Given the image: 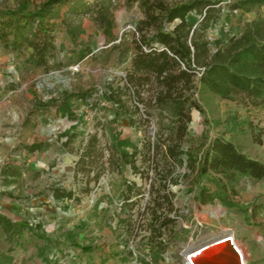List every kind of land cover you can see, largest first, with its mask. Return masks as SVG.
<instances>
[{
    "label": "rangeland",
    "instance_id": "1",
    "mask_svg": "<svg viewBox=\"0 0 264 264\" xmlns=\"http://www.w3.org/2000/svg\"><path fill=\"white\" fill-rule=\"evenodd\" d=\"M41 1L0 0V8L33 9ZM113 4V33L117 40H127L125 33L133 31L140 10L136 5H124L123 0H113ZM60 6L62 12L66 5ZM222 6L218 22L207 31L212 51L241 32L243 24L255 15L241 10L230 13L225 3ZM81 19L84 33L76 43L64 28L57 31L61 66L48 73L30 67L28 51L8 50L0 43V86H12L0 95V212L32 225L40 223L44 229L40 231L43 238L36 242L28 230L21 234V243L7 241L0 232V264H9L13 258L14 264H49L43 254H54L51 261L56 264H140L136 254L149 261L148 247L139 243L140 234L133 240L127 232L129 221H136L138 210L148 198V179L134 173L129 165H115L112 141L127 138L141 147L144 132L152 138L157 116L148 117L140 108L139 115H133L134 124H130L125 115L117 113L115 105L100 99L105 82L122 77L128 60L116 63L115 52H100L108 46L105 36L88 15ZM187 19L196 23L199 15L192 12ZM78 42L89 44L100 54L96 59L79 60ZM77 90L88 91L87 102L76 100L72 114H62L58 110L62 94ZM197 97L202 112L191 111L184 150H197L202 141L222 136L248 156L264 162V106L222 99L204 88ZM31 145L37 147L34 152ZM89 146L92 158L81 167L76 163ZM176 172L182 175L187 169L183 164ZM189 180L181 176L170 184L179 233L162 254L167 259L157 264H176L180 252L188 246L201 244L211 235L230 233L242 249L246 264H264V181L243 178L234 199L236 205L226 207L217 200L198 203L195 190H189ZM128 181L141 187L140 194L131 198L134 205L130 216L129 210L122 208V191ZM52 187L71 190L75 199H54ZM37 244L41 248L36 249ZM127 248L132 249L133 256ZM40 249L42 256L36 257ZM210 249L194 252L191 260L199 264Z\"/></svg>",
    "mask_w": 264,
    "mask_h": 264
},
{
    "label": "trees",
    "instance_id": "2",
    "mask_svg": "<svg viewBox=\"0 0 264 264\" xmlns=\"http://www.w3.org/2000/svg\"><path fill=\"white\" fill-rule=\"evenodd\" d=\"M222 3L230 13L241 10L255 15L243 24L238 35L228 37L224 45L212 51L207 31L224 11ZM62 4L66 7L61 12ZM123 4L136 5L141 13L133 31L125 33L127 40H117L113 33V0H42L33 9L0 8V43L8 50L28 51L30 67L48 73L61 66L57 31L64 28L76 43L84 33L81 17L88 15L106 38L108 46L100 52H115L116 63L128 60L122 77L105 82L100 99L115 105L117 113L125 115L130 124H134L133 115H139L140 108L148 117L157 116L152 138L144 132L141 147L127 138L112 141L115 165H129L134 173L148 179V198L138 210L136 221H129L127 232L133 240L140 234L139 243L148 247L149 261L135 255L140 264H157L179 233L174 193L170 190V184L179 177H189V190H195L198 203L217 200L226 207L236 205L234 199L243 178L264 181V162L248 156L222 136L202 141L197 150L182 147L191 111L202 112L197 97L201 88L222 99L264 106V0H123ZM192 12L199 15L196 23L187 19ZM78 45L79 60L96 59L100 54L87 43ZM11 87L0 86V95ZM87 95L86 90L63 93L58 110L71 115L72 104L76 100L87 102ZM36 149L30 146V151ZM91 150L87 147L76 164L83 167L85 160L92 158ZM183 164L187 172L180 175L176 169ZM140 190L134 181L124 185L122 208L129 210V216L134 205L131 198ZM51 195L56 200L75 199L71 190L60 187H52ZM40 227V223L12 221L0 213V229L9 242H17L25 230L42 238ZM127 253L133 256L131 248Z\"/></svg>",
    "mask_w": 264,
    "mask_h": 264
},
{
    "label": "water",
    "instance_id": "3",
    "mask_svg": "<svg viewBox=\"0 0 264 264\" xmlns=\"http://www.w3.org/2000/svg\"><path fill=\"white\" fill-rule=\"evenodd\" d=\"M229 237V235H226L208 239L204 243L195 245L191 249V252H204L211 248L200 259L199 264H243L242 255L236 250L229 239L225 240Z\"/></svg>",
    "mask_w": 264,
    "mask_h": 264
},
{
    "label": "crops",
    "instance_id": "4",
    "mask_svg": "<svg viewBox=\"0 0 264 264\" xmlns=\"http://www.w3.org/2000/svg\"><path fill=\"white\" fill-rule=\"evenodd\" d=\"M240 32H238L237 34H233V35H238ZM218 48V47H217ZM216 48V49H217ZM1 213V212H0ZM1 214H3V213H1ZM3 215H5V214H3ZM6 216V215H5ZM6 217H8V216H6ZM9 219H11L10 217H8ZM12 221H19V220H15V219H11ZM39 231H44V229H43V226H41L40 227V230ZM0 232L4 235V238H6V236H5V234L2 232V230L0 229ZM23 233H24V231H23ZM32 235L31 236V238H33V241L34 242H36V241H40L42 238H38V237H36L33 233H31L30 231H29V235ZM21 243L22 242V239H19L18 240V243ZM29 242H31V241H29ZM38 245V247H36V249L38 248L39 249V247L41 248V244H37ZM20 246V245H19ZM22 250V249H21ZM42 250L40 249V251H38V252H36L35 253V255H36V257H38V256H42V254L40 253ZM7 254V253H6ZM8 256H12L10 253L9 254H7ZM44 256H48V258L47 259H45L47 262H49V264H56V263H52V262H54V261H51V259L52 258H55V255L53 254V255H46V254H43V256L42 257H44ZM43 261L44 263L46 262V261ZM54 260V259H53ZM15 263V258H13V260H12V262L11 263H9V264H14ZM30 263V262H29Z\"/></svg>",
    "mask_w": 264,
    "mask_h": 264
},
{
    "label": "built area",
    "instance_id": "5",
    "mask_svg": "<svg viewBox=\"0 0 264 264\" xmlns=\"http://www.w3.org/2000/svg\"><path fill=\"white\" fill-rule=\"evenodd\" d=\"M178 222V221H177ZM179 226V225H178ZM232 235H230V237L229 238H226L225 240H227V239H229L230 241H231V243L234 245V247L236 248V250L240 253V251L237 249V247H236V245H235V243H233V241H232V237H231ZM186 251H187V248L186 249H184V250H182L181 252H180V260L178 261V263H176V264H194V262L190 259V254L189 253H186ZM194 253V252H193ZM241 254V253H240ZM163 256V259L164 258H166L167 259V257H164V255H162Z\"/></svg>",
    "mask_w": 264,
    "mask_h": 264
},
{
    "label": "bare ground",
    "instance_id": "6",
    "mask_svg": "<svg viewBox=\"0 0 264 264\" xmlns=\"http://www.w3.org/2000/svg\"><path fill=\"white\" fill-rule=\"evenodd\" d=\"M213 214L215 213V212H212ZM231 235H232V233H230ZM226 235H229V234H224V235H221L220 237H223V236H226ZM230 236V235H229ZM216 236H213V235H211V236H209V237H207V238H204V239H202L201 240V243H204V242H206L208 239H212V238H215ZM232 237V241H233V243H235V241H234V238H233V235L231 236ZM236 245V244H235ZM194 246L193 245H190V246H188L187 247V251H186V253H189L190 254V259L194 256V253L193 252H191V249L193 248ZM237 247V246H236ZM237 249L240 251V253H241V255H242V262H243V264H246V261H245V257H244V253H243V251H242V249H240V248H238L237 247ZM197 252V251H196Z\"/></svg>",
    "mask_w": 264,
    "mask_h": 264
}]
</instances>
